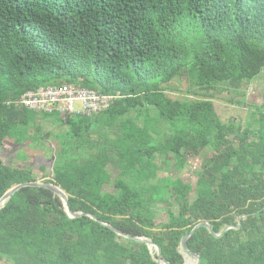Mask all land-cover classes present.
Wrapping results in <instances>:
<instances>
[{
  "label": "trees",
  "instance_id": "16d2710c",
  "mask_svg": "<svg viewBox=\"0 0 264 264\" xmlns=\"http://www.w3.org/2000/svg\"><path fill=\"white\" fill-rule=\"evenodd\" d=\"M263 70L264 0H0V151L41 140L54 153L35 175L0 156V196L43 180L65 191L70 210L94 217L70 218L50 190L22 187L0 209V264H157L146 244H124L102 223L182 264L180 239L197 222L217 233L240 215L238 229L215 238L199 227L186 246L199 264H264V110L255 106L244 127L225 123L207 93L237 90ZM181 75L201 99L166 96ZM62 84L115 99L91 116L16 103ZM54 113L61 130L43 132ZM167 155L175 170L199 156L209 174L193 184L158 176ZM156 209L166 221H155Z\"/></svg>",
  "mask_w": 264,
  "mask_h": 264
},
{
  "label": "rangeland",
  "instance_id": "374dc122",
  "mask_svg": "<svg viewBox=\"0 0 264 264\" xmlns=\"http://www.w3.org/2000/svg\"><path fill=\"white\" fill-rule=\"evenodd\" d=\"M259 76L264 80V70ZM194 89L195 88L187 79L186 75H181L173 78L167 84L165 94L171 99L193 102L204 96L203 91H196ZM207 93L212 96L210 100L213 103L218 118L225 123L233 121L239 124L240 127H244L251 119L252 113L250 114V112H254L255 106L264 110V108L261 107V102L264 100V82H261L260 79H255L248 84H242L237 90L228 88L226 84H218L215 90L208 91ZM45 118L46 119H42L41 121L43 132L51 130L52 133H57L61 130V126L56 124L59 120V115L57 113L50 114ZM30 132L32 133V130H30ZM48 140L50 142L51 137H49ZM41 142V140H38L33 148H27L24 144L10 147L9 143L8 150L3 149L0 151V156L2 160L8 164L29 167L34 175L37 174V167L39 164L46 165L47 169L45 172H47L49 171V163L54 153L52 151L43 153L41 150L44 149L45 146L44 143ZM45 142L48 143L47 141ZM20 151L26 154V158L23 160L15 156V154H18L17 156L20 157ZM165 158L167 159L165 164H161V161L157 159V162L161 164V169L157 172L158 176L179 177L184 182L193 184L196 180V174L199 171L206 175L209 174V170L207 169H202L201 171V158L199 156H187L185 165L179 170H175L172 167L173 158L171 156L167 155ZM111 171L112 177H115V175L117 176V172L115 174L113 170ZM106 188L107 185L104 186V189ZM156 212V222L166 221V214L162 209H156ZM119 241L127 244L124 238L119 239Z\"/></svg>",
  "mask_w": 264,
  "mask_h": 264
},
{
  "label": "built area",
  "instance_id": "2783aa9c",
  "mask_svg": "<svg viewBox=\"0 0 264 264\" xmlns=\"http://www.w3.org/2000/svg\"><path fill=\"white\" fill-rule=\"evenodd\" d=\"M115 99L112 95L84 89L73 84L40 86L21 94L16 103L36 112L53 111L91 116L106 109Z\"/></svg>",
  "mask_w": 264,
  "mask_h": 264
},
{
  "label": "water",
  "instance_id": "95a60500",
  "mask_svg": "<svg viewBox=\"0 0 264 264\" xmlns=\"http://www.w3.org/2000/svg\"><path fill=\"white\" fill-rule=\"evenodd\" d=\"M22 187H42L45 189L50 190L53 194H55L61 201L62 206L64 208L65 213L70 218L79 217L80 215H87L90 218H94L92 214L83 213V212H74L70 210L69 206L67 205V194L65 191L60 188L58 185L54 183L45 182L43 180H34V181H27V182H21V183H15L11 185L1 196H0V209L3 207V205L8 201L10 196L19 190ZM264 208V206H263ZM240 219L241 215L238 217L237 224L236 225H225L220 232H214L212 229V226L210 225V222L207 220H202L197 222L190 231L184 235L179 242L178 250L182 254V257L184 259L182 264H199V255L195 252H191L188 250L186 246L187 239L191 236V234L199 227H204L208 230V232L215 238L220 237L229 229H238L240 226ZM106 227H108L111 231L116 233L118 236H121L124 239L127 240H133L138 242H143L147 245L148 250L151 252V254H155V261L157 264H171L168 261H166L162 255L161 250L157 244H155L151 239L146 238L144 236H132L128 233L123 232L122 230L115 228L113 226H110L106 223H102Z\"/></svg>",
  "mask_w": 264,
  "mask_h": 264
},
{
  "label": "flooded vegetation",
  "instance_id": "af4514ba",
  "mask_svg": "<svg viewBox=\"0 0 264 264\" xmlns=\"http://www.w3.org/2000/svg\"><path fill=\"white\" fill-rule=\"evenodd\" d=\"M258 79H260L261 82H263L264 80L261 79V77L259 76ZM262 106L264 107V100H262Z\"/></svg>",
  "mask_w": 264,
  "mask_h": 264
}]
</instances>
